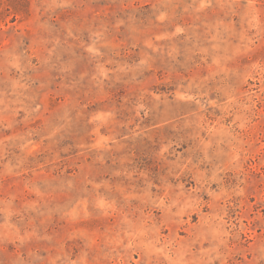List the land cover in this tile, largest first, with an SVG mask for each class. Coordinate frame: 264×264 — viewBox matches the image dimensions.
Segmentation results:
<instances>
[{
  "label": "rangeland",
  "instance_id": "obj_1",
  "mask_svg": "<svg viewBox=\"0 0 264 264\" xmlns=\"http://www.w3.org/2000/svg\"><path fill=\"white\" fill-rule=\"evenodd\" d=\"M0 264H264V0H0Z\"/></svg>",
  "mask_w": 264,
  "mask_h": 264
}]
</instances>
